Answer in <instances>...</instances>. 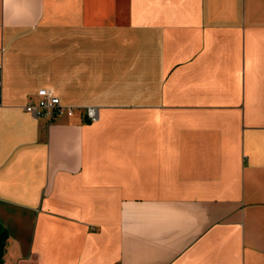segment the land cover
<instances>
[{"label":"crops","instance_id":"0c3cea01","mask_svg":"<svg viewBox=\"0 0 264 264\" xmlns=\"http://www.w3.org/2000/svg\"><path fill=\"white\" fill-rule=\"evenodd\" d=\"M0 223L3 264H264V0H0Z\"/></svg>","mask_w":264,"mask_h":264},{"label":"built area","instance_id":"2783aa9c","mask_svg":"<svg viewBox=\"0 0 264 264\" xmlns=\"http://www.w3.org/2000/svg\"><path fill=\"white\" fill-rule=\"evenodd\" d=\"M24 109L35 116L54 118L61 114L72 115L75 106L63 103L51 88L41 87L37 89L34 97L29 98L24 105ZM85 110L87 116L91 119L96 118L98 115V109L94 106H87Z\"/></svg>","mask_w":264,"mask_h":264},{"label":"trees","instance_id":"16d2710c","mask_svg":"<svg viewBox=\"0 0 264 264\" xmlns=\"http://www.w3.org/2000/svg\"><path fill=\"white\" fill-rule=\"evenodd\" d=\"M7 237H8L7 231L0 223V264H3V254H4Z\"/></svg>","mask_w":264,"mask_h":264}]
</instances>
